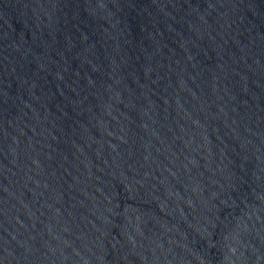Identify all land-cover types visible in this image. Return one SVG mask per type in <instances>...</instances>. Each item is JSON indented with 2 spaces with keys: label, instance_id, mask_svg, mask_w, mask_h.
I'll return each instance as SVG.
<instances>
[{
  "label": "water",
  "instance_id": "obj_1",
  "mask_svg": "<svg viewBox=\"0 0 264 264\" xmlns=\"http://www.w3.org/2000/svg\"><path fill=\"white\" fill-rule=\"evenodd\" d=\"M0 264H264V0H0Z\"/></svg>",
  "mask_w": 264,
  "mask_h": 264
}]
</instances>
